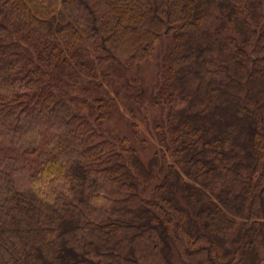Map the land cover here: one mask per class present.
<instances>
[{
  "label": "trees",
  "instance_id": "trees-1",
  "mask_svg": "<svg viewBox=\"0 0 264 264\" xmlns=\"http://www.w3.org/2000/svg\"><path fill=\"white\" fill-rule=\"evenodd\" d=\"M0 264H264V0H0Z\"/></svg>",
  "mask_w": 264,
  "mask_h": 264
},
{
  "label": "rangeland",
  "instance_id": "rangeland-1",
  "mask_svg": "<svg viewBox=\"0 0 264 264\" xmlns=\"http://www.w3.org/2000/svg\"><path fill=\"white\" fill-rule=\"evenodd\" d=\"M156 56L154 55L150 61L148 62V64L145 65L144 67V72H143V76L145 77V81L147 83H152V79L155 75V72H156ZM137 124L140 126L142 132L148 136V130L146 129V126L144 125V123L142 122H137ZM153 148L149 147L148 152L147 153H151V150Z\"/></svg>",
  "mask_w": 264,
  "mask_h": 264
}]
</instances>
